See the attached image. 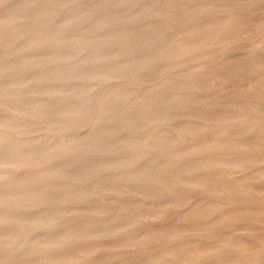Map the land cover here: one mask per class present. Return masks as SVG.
Returning <instances> with one entry per match:
<instances>
[{"label":"rangeland","instance_id":"1","mask_svg":"<svg viewBox=\"0 0 264 264\" xmlns=\"http://www.w3.org/2000/svg\"><path fill=\"white\" fill-rule=\"evenodd\" d=\"M0 264H264V0H0Z\"/></svg>","mask_w":264,"mask_h":264}]
</instances>
